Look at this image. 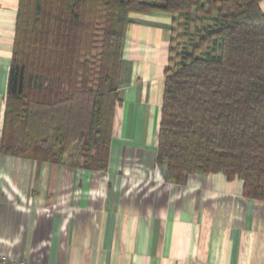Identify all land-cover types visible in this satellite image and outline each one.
<instances>
[{
	"label": "trees",
	"instance_id": "1",
	"mask_svg": "<svg viewBox=\"0 0 264 264\" xmlns=\"http://www.w3.org/2000/svg\"><path fill=\"white\" fill-rule=\"evenodd\" d=\"M0 150L83 168L109 160L132 14L172 16L157 163L239 178L264 201L262 0H19ZM74 146H78L75 151Z\"/></svg>",
	"mask_w": 264,
	"mask_h": 264
},
{
	"label": "crops",
	"instance_id": "2",
	"mask_svg": "<svg viewBox=\"0 0 264 264\" xmlns=\"http://www.w3.org/2000/svg\"><path fill=\"white\" fill-rule=\"evenodd\" d=\"M19 0H0V140ZM264 11V0L260 2ZM172 16L132 14L105 170L0 150V254L25 264H264V201L157 163Z\"/></svg>",
	"mask_w": 264,
	"mask_h": 264
},
{
	"label": "built area",
	"instance_id": "3",
	"mask_svg": "<svg viewBox=\"0 0 264 264\" xmlns=\"http://www.w3.org/2000/svg\"><path fill=\"white\" fill-rule=\"evenodd\" d=\"M0 264H25L23 260H14L7 255L0 254Z\"/></svg>",
	"mask_w": 264,
	"mask_h": 264
},
{
	"label": "rangeland",
	"instance_id": "4",
	"mask_svg": "<svg viewBox=\"0 0 264 264\" xmlns=\"http://www.w3.org/2000/svg\"><path fill=\"white\" fill-rule=\"evenodd\" d=\"M74 149H75V151H77V149H78V146H74Z\"/></svg>",
	"mask_w": 264,
	"mask_h": 264
}]
</instances>
